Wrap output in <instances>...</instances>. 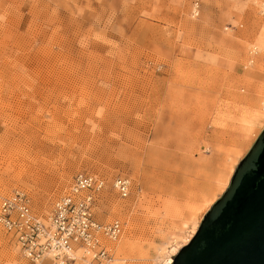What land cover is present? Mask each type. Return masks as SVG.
Listing matches in <instances>:
<instances>
[{
  "label": "rangeland",
  "instance_id": "1",
  "mask_svg": "<svg viewBox=\"0 0 264 264\" xmlns=\"http://www.w3.org/2000/svg\"><path fill=\"white\" fill-rule=\"evenodd\" d=\"M260 40L264 0H0V195L45 217L104 175L111 264L173 260L264 128ZM0 264H31L1 226Z\"/></svg>",
  "mask_w": 264,
  "mask_h": 264
},
{
  "label": "built area",
  "instance_id": "2",
  "mask_svg": "<svg viewBox=\"0 0 264 264\" xmlns=\"http://www.w3.org/2000/svg\"><path fill=\"white\" fill-rule=\"evenodd\" d=\"M197 5L194 2L195 12ZM256 56L264 61V50L252 45L250 61ZM106 183L104 175L78 171L45 217L33 211L25 191L14 189L0 195V226L31 264H111L114 251L110 242L123 233V222L99 221L93 214L96 195ZM111 184L120 197L130 193L127 175L113 177Z\"/></svg>",
  "mask_w": 264,
  "mask_h": 264
},
{
  "label": "water",
  "instance_id": "3",
  "mask_svg": "<svg viewBox=\"0 0 264 264\" xmlns=\"http://www.w3.org/2000/svg\"><path fill=\"white\" fill-rule=\"evenodd\" d=\"M173 264H264V128Z\"/></svg>",
  "mask_w": 264,
  "mask_h": 264
},
{
  "label": "bare ground",
  "instance_id": "4",
  "mask_svg": "<svg viewBox=\"0 0 264 264\" xmlns=\"http://www.w3.org/2000/svg\"><path fill=\"white\" fill-rule=\"evenodd\" d=\"M256 46V45H255ZM259 46V45H258ZM257 46V47H258ZM259 49H261V48H259ZM251 62V61H250ZM254 65H256V64H254ZM204 196H207V194L206 195H204ZM209 196V195H208ZM215 198H214V195L212 194V196H210V198H205L204 199V201L206 202V203H209V204H211L212 202H214L213 200H214ZM196 225V224H195ZM195 225H194V228H195ZM171 258H168V259H166V261H165V263L164 264H170L171 263ZM113 263V262H112Z\"/></svg>",
  "mask_w": 264,
  "mask_h": 264
},
{
  "label": "crops",
  "instance_id": "5",
  "mask_svg": "<svg viewBox=\"0 0 264 264\" xmlns=\"http://www.w3.org/2000/svg\"><path fill=\"white\" fill-rule=\"evenodd\" d=\"M262 43H264V40H260Z\"/></svg>",
  "mask_w": 264,
  "mask_h": 264
},
{
  "label": "flooded vegetation",
  "instance_id": "6",
  "mask_svg": "<svg viewBox=\"0 0 264 264\" xmlns=\"http://www.w3.org/2000/svg\"><path fill=\"white\" fill-rule=\"evenodd\" d=\"M170 264H173V263H170Z\"/></svg>",
  "mask_w": 264,
  "mask_h": 264
}]
</instances>
